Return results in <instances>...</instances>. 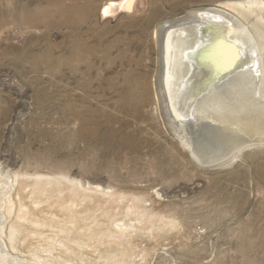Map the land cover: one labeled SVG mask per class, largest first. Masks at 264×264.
<instances>
[{
    "label": "rangeland",
    "instance_id": "1",
    "mask_svg": "<svg viewBox=\"0 0 264 264\" xmlns=\"http://www.w3.org/2000/svg\"><path fill=\"white\" fill-rule=\"evenodd\" d=\"M123 1L0 0V264H264V16L213 13L264 0H128L103 15ZM191 15L171 89L184 130L159 97L158 32ZM143 87L134 119L125 98ZM102 112L129 124L135 154L79 136Z\"/></svg>",
    "mask_w": 264,
    "mask_h": 264
},
{
    "label": "bare ground",
    "instance_id": "2",
    "mask_svg": "<svg viewBox=\"0 0 264 264\" xmlns=\"http://www.w3.org/2000/svg\"><path fill=\"white\" fill-rule=\"evenodd\" d=\"M243 5L240 4V3H238V4L220 5V6H218L219 7L218 9H216V10L214 9L213 10V13H215V15L216 14L217 15H221V16L225 17V19H227L228 17L229 18L231 17V14L229 12H233V13L239 14V16H241L242 18H244V19H250V20L253 19L251 17L254 14H256V17H257L258 20H260L262 18V16H264V2H261V3H259V2L258 3L257 2H249L248 3V6L247 5H244L243 6ZM253 5H255V7H256L255 9L253 8ZM129 6H130V2L128 0H126V1L124 0L120 4H117L115 2H110L107 6H105L103 8L102 13H103V15L104 14H107V13L113 11L114 9H116V7L128 9ZM38 13L39 12H36L35 14L37 15ZM194 14H197V13H194ZM215 15H213V16L211 15L210 18L217 19V17ZM183 17H185V16H183ZM203 17L206 18L207 17V14H204ZM257 19L256 20L254 19L253 22H255V21L258 22ZM198 21H200L199 17L197 16V18H196V16L194 17L192 15L191 16H187L185 18L176 19V20H173V21H170V22L168 21L167 23H165V24H163L161 26L160 31L158 32L159 42L161 44V49H162V55H161L162 56V69H161L160 75L158 76V82H157V84H158V86L160 88V90H159V97H160V99L162 101H163L164 98H166V100L168 98V103H167L168 104L167 105L168 111H169L170 114H171V112H172V114H174V118H173L174 119V123H176L177 125H179L181 128H183L184 126H188L189 124L191 125V123H193V121L187 123V120L185 119V117H184V119L183 118H180V116L176 112L175 104H174V98H173V93L171 91V89L173 88L172 85L174 84V81H175L173 79V77H174L173 76V70H174V68H177L179 70V68L181 66L180 63H182L184 61L183 59H185V58H183V53H184L183 51L185 49L188 50V46H186V40L184 39L185 35L183 33V30L184 31L187 30V28L191 27L192 25H195L196 23H198ZM196 31H197V29H196ZM213 35H214V37H216L217 34L216 35L213 34ZM210 40H207V41L209 42ZM200 43H202V42H200ZM202 45H205V44L202 43ZM107 51H109V50L107 49ZM194 51H195V48H194ZM186 62H185V64H186ZM187 65H189V63ZM130 81H131V83L134 84V82L132 80H130ZM143 91L144 92L141 95H138L137 96L136 95V90L135 89H131L128 92V94L126 95V98L125 99L127 101V107L123 110V112L126 113L127 116H132L134 119L135 118H143L144 117L143 107H144V105H146L147 102H149V93L145 89V87H143ZM94 115H91V117H88V118L87 117H82V121H79L81 124H80V127H79L78 134H79L80 137H82L83 140H86V136H90L93 140L103 141V143H104L105 146L111 147L114 150H116L117 156L120 155L122 152H126L128 155H133V154H135V152L137 151V149L139 147H141V143L133 135H130V134L127 135V134L124 133L125 128L129 126L128 123H124L123 120H119V119L118 120H113L109 115L105 114L104 112H102V113L99 114V117H100L99 118V121L95 118ZM228 118H229L228 116H224V119L225 120H228ZM257 119H259V118H255L254 119L253 116H250V115H245L244 116V121L247 122L249 126L261 128L262 125H263V123L261 124V120L259 121ZM239 120H240V117H239ZM113 121H115V122H113ZM112 123H117L118 124L119 127H118L117 130H114V131H111L110 130L109 125L112 124ZM205 124H206V122H205ZM242 124H245V123L243 122ZM103 126H104V128H101ZM207 127H208V129H210L211 128L210 124H207ZM196 130H197V128H196ZM190 132H192V130ZM184 133L186 134L187 132H184ZM177 136H178V134H177ZM179 139L182 141V143H184V146L186 147V149L188 150V152H190L193 155V157H194V155H195L194 154V150L191 147V145L188 144V140H187L188 138L186 139V137L182 135L181 137H179ZM129 159H131L132 162L138 161V159H136L134 156L131 157V158H129ZM198 160H199V158H198ZM155 161L156 162H159V163H162V160L161 159L158 160V158H156ZM35 187H36V185H35Z\"/></svg>",
    "mask_w": 264,
    "mask_h": 264
}]
</instances>
